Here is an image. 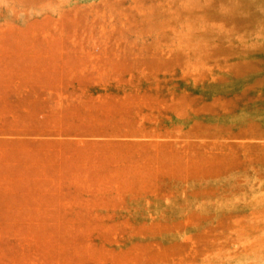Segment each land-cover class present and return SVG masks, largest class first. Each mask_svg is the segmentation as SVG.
<instances>
[{
	"label": "rangeland",
	"instance_id": "obj_1",
	"mask_svg": "<svg viewBox=\"0 0 264 264\" xmlns=\"http://www.w3.org/2000/svg\"><path fill=\"white\" fill-rule=\"evenodd\" d=\"M0 264H264V0H0Z\"/></svg>",
	"mask_w": 264,
	"mask_h": 264
},
{
	"label": "bare ground",
	"instance_id": "obj_2",
	"mask_svg": "<svg viewBox=\"0 0 264 264\" xmlns=\"http://www.w3.org/2000/svg\"><path fill=\"white\" fill-rule=\"evenodd\" d=\"M7 161V160H6ZM3 162V161H2ZM9 171V170H8Z\"/></svg>",
	"mask_w": 264,
	"mask_h": 264
}]
</instances>
